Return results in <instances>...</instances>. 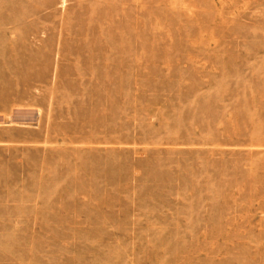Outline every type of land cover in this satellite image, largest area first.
<instances>
[{
  "label": "rangeland",
  "instance_id": "374dc122",
  "mask_svg": "<svg viewBox=\"0 0 264 264\" xmlns=\"http://www.w3.org/2000/svg\"><path fill=\"white\" fill-rule=\"evenodd\" d=\"M0 264H264V0H0Z\"/></svg>",
  "mask_w": 264,
  "mask_h": 264
}]
</instances>
